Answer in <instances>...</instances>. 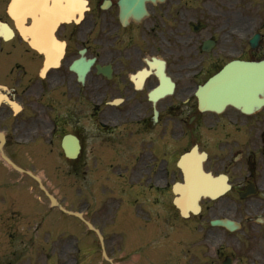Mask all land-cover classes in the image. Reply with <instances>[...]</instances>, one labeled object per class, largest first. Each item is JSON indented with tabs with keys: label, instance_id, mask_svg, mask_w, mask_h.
I'll use <instances>...</instances> for the list:
<instances>
[{
	"label": "flooded vegetation",
	"instance_id": "flooded-vegetation-1",
	"mask_svg": "<svg viewBox=\"0 0 264 264\" xmlns=\"http://www.w3.org/2000/svg\"><path fill=\"white\" fill-rule=\"evenodd\" d=\"M10 1L0 0V133L15 163L36 173L26 161L64 162L76 176L108 162L112 191L141 209L153 243L179 233L182 204L186 221L228 219L238 231L217 229L264 243V105L252 69L264 62V0H87L46 41L43 12L24 19ZM236 68L238 98L226 90ZM222 249H187L177 264L241 262Z\"/></svg>",
	"mask_w": 264,
	"mask_h": 264
},
{
	"label": "rangeland",
	"instance_id": "rangeland-1",
	"mask_svg": "<svg viewBox=\"0 0 264 264\" xmlns=\"http://www.w3.org/2000/svg\"><path fill=\"white\" fill-rule=\"evenodd\" d=\"M219 3L215 4L216 8ZM250 36L249 29L247 38ZM25 163L42 176L62 205L70 211L83 212L101 230L105 249L115 264H177V259L184 258L183 251L187 249L206 258L213 257L221 243L224 253L241 261L237 264H254L252 258L243 256L245 244L248 248L252 246L253 257H264L260 251L264 243L251 238L245 240L238 232L229 235L211 228L208 223L184 220L178 225L180 230L176 237L166 238L161 246L148 251L144 246L150 235L145 232L144 220L139 215L143 212L138 206L125 209L127 196L114 198L117 196L111 191L115 188L112 187L114 179L101 170L108 167V162L101 168L99 162H89L79 176L67 175L64 162ZM0 187V264H108L102 258L97 238L82 222L52 208L32 180L7 168L1 161ZM124 194L120 191V195ZM206 231H212L214 240L206 236ZM125 254L128 256L124 258ZM262 258H257L256 264H261Z\"/></svg>",
	"mask_w": 264,
	"mask_h": 264
},
{
	"label": "water",
	"instance_id": "water-1",
	"mask_svg": "<svg viewBox=\"0 0 264 264\" xmlns=\"http://www.w3.org/2000/svg\"><path fill=\"white\" fill-rule=\"evenodd\" d=\"M17 1H20V0H13V5L17 3ZM51 2H53L52 0H50ZM153 1V0H152ZM21 2V1H20ZM73 17V14H70L69 13V9L67 6L65 7H62V9H59V13L56 12V15H55V25L59 22V21H70V19ZM228 69V68H227ZM256 69H258L259 71L261 70L262 71V80H261V83L258 85V88L259 90H263L264 91V63L256 66ZM248 86L250 87L249 83H248ZM253 88V87H252ZM250 91V88L248 89V92ZM251 91H253V89H251ZM251 95V94H250ZM251 96H247V99L250 100ZM249 102V101H247ZM238 106L239 104L236 103ZM244 111L246 112H249L247 110L244 109ZM3 159L4 161L9 165L11 166L13 169H15L16 171L20 172V173H27L28 175L34 177L39 183L40 182V179L35 177L32 173L30 172H26L24 171L23 169L19 168L18 166H16L8 157H6L5 155H3ZM43 188V186H42ZM44 189V188H43ZM45 193L46 195L49 197V199L51 200V203L53 205H56L61 211H63L64 213H67L69 215H74L76 217H79L80 219H82L84 221V219L82 218V215L81 214H78V213H72V212H69L67 210H65L61 205H59L56 200L54 199L53 196H51L46 190H45ZM184 216H187L185 213H183ZM85 223L87 224V226L91 229V230H94L98 236H99V239H100V242L102 243V246H103V237L101 236L100 232L98 230H96L89 222L85 221ZM213 225H222L230 230H233V223L229 222V221H215L213 222ZM105 255V253H103ZM106 257V255H105ZM106 259H108L106 257Z\"/></svg>",
	"mask_w": 264,
	"mask_h": 264
},
{
	"label": "bare ground",
	"instance_id": "bare-ground-1",
	"mask_svg": "<svg viewBox=\"0 0 264 264\" xmlns=\"http://www.w3.org/2000/svg\"><path fill=\"white\" fill-rule=\"evenodd\" d=\"M21 1V2H20ZM20 1H17V3H16V5L14 4L13 5V9L11 8V11H13L14 13H16V14H18V15H29L28 13H29V11H32L34 14H41V12H42V10L43 9H32V10H30V9H28L25 5H24V3L22 2V0H20ZM53 1V0H52ZM53 7V2H52V4H51V8ZM68 7V6H67ZM59 9H62V8H59ZM59 9H56V11L54 12V13H46L45 11H43V13H44V15L46 16V18L45 19H43V21H42V19L41 20H39V31H40V33H39V39L40 40H47V37H46V31H47V29H48V27H49V24H50V22H51V20L55 17V15H56V12L57 13H59ZM68 9H69V13L70 14H73V15H75V13H78V11L79 12H84V10H85V5L83 4V2L81 3V2H75V4L73 5V6H71V7H68ZM43 28H44V32H43ZM42 32V33H41ZM226 90H228V91H230L231 90V86L230 87H227V89ZM259 102H260V100H258ZM224 103V102H223ZM223 103H221V104H223ZM231 104H233L234 105V103L232 102ZM198 193H194V194H190L191 195V197L193 196V195H197ZM202 194H205V195H211L212 193L211 192H205V193H202ZM183 202V201H182ZM188 202L190 203L191 202V198H189V200H188ZM180 205V204H179ZM181 208H183L184 209V205L182 204L181 205ZM186 209V208H185ZM193 209V208H192Z\"/></svg>",
	"mask_w": 264,
	"mask_h": 264
},
{
	"label": "snow or ice",
	"instance_id": "snow-or-ice-1",
	"mask_svg": "<svg viewBox=\"0 0 264 264\" xmlns=\"http://www.w3.org/2000/svg\"><path fill=\"white\" fill-rule=\"evenodd\" d=\"M24 5L32 9H43L46 13H54L56 9L68 6L71 7L75 4V0H53V7L49 9L48 0H22ZM29 15H33V19H37L38 14H34L32 11H29Z\"/></svg>",
	"mask_w": 264,
	"mask_h": 264
}]
</instances>
